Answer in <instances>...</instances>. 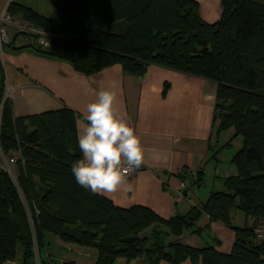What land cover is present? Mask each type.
<instances>
[{
    "label": "trees",
    "instance_id": "obj_1",
    "mask_svg": "<svg viewBox=\"0 0 264 264\" xmlns=\"http://www.w3.org/2000/svg\"><path fill=\"white\" fill-rule=\"evenodd\" d=\"M6 13L50 34L49 47L33 37L31 47L81 75L117 65L139 77L153 65L213 82L216 133L232 130L243 144L231 158L237 175L199 208L169 219L143 206L121 208L71 174L82 156L73 142L74 113L14 117L0 63V152L6 161L16 157L11 175L0 166V264H36V256L47 264L40 256L45 234L94 250V264H264V0H221L211 25L194 0H55L51 18L11 0ZM229 146L213 150V158ZM202 176L197 171L189 186L198 187ZM236 210L244 227L231 226ZM200 214L233 231L229 253L218 250L220 242L193 248L167 241L184 230L196 233ZM151 228L153 235L143 237Z\"/></svg>",
    "mask_w": 264,
    "mask_h": 264
},
{
    "label": "crops",
    "instance_id": "obj_2",
    "mask_svg": "<svg viewBox=\"0 0 264 264\" xmlns=\"http://www.w3.org/2000/svg\"><path fill=\"white\" fill-rule=\"evenodd\" d=\"M9 1L0 0V11L6 8ZM194 1L205 23L211 25L219 20L221 0ZM32 42L28 38H17L12 48L5 47L4 52L0 53L4 72L3 96L11 102L14 117L69 109L76 121L73 142L78 144L77 137L85 127L82 117L87 105L96 98L95 92L103 87H114L118 93V112L124 114L140 137L143 146L142 169L128 177L131 191L122 188L112 193L97 194L121 208H149L163 219L187 214L194 207L191 199L196 188L189 186V189L177 192L178 176L200 170L204 174L208 166L218 161L217 156L211 157L213 150L219 146L217 138L220 135L213 124L216 85L153 65L139 77L123 73L117 65L85 76L75 72L71 64L37 52L31 47ZM2 162L5 163L6 159L0 152V166L4 165ZM210 192L206 189L200 196V192L196 191V197L202 198L203 203ZM211 226L217 231L210 234L209 244L220 242L218 250L229 253L233 231L218 222H211ZM153 229L145 231L142 236L150 238ZM163 231L168 233L167 230ZM44 240L41 259L49 257L52 264L53 259L59 260L60 264L65 261L75 264L73 259H67L64 250L70 248L77 251L76 246L63 244L47 234ZM167 241L176 242L173 238ZM181 264L191 263L185 261Z\"/></svg>",
    "mask_w": 264,
    "mask_h": 264
},
{
    "label": "clouds",
    "instance_id": "obj_3",
    "mask_svg": "<svg viewBox=\"0 0 264 264\" xmlns=\"http://www.w3.org/2000/svg\"><path fill=\"white\" fill-rule=\"evenodd\" d=\"M117 91L103 87L83 114L77 142L81 158L71 165L76 183L92 193L131 191L128 172L139 169L143 146L134 126L116 108ZM80 120L77 121L79 128Z\"/></svg>",
    "mask_w": 264,
    "mask_h": 264
},
{
    "label": "rangeland",
    "instance_id": "obj_4",
    "mask_svg": "<svg viewBox=\"0 0 264 264\" xmlns=\"http://www.w3.org/2000/svg\"><path fill=\"white\" fill-rule=\"evenodd\" d=\"M14 1V0H13ZM17 3H22L23 5H26L27 7L32 8L33 10L37 11L40 15L51 18L53 15V3L55 0H15ZM7 7V6H6ZM4 12L6 13V8L4 9ZM7 14V13H6ZM8 15V14H7ZM9 16V15H8ZM10 19L12 18L9 16ZM13 21H21L15 18H12ZM9 33L12 35L13 39L12 43H15V40L17 38H28L33 40L28 33L25 34H15L14 32L9 28ZM7 44V45H9ZM6 45V46H7ZM14 45V44H13ZM3 47L2 52H4L5 47ZM1 56V54H0ZM1 76V73H0ZM1 79V77H0ZM233 137V131L227 130L220 133L219 137L217 138V141L219 142V146L225 145L230 141V146L223 149L221 152H218L216 154L217 156V162H213L210 166H208L203 174L202 183L198 186H194L192 188L195 189V194L192 195L191 201H193V206L200 207L202 205V198H198V194H196V191L200 192V196L206 189L211 190L212 192H222L225 191L224 188V181L231 176L237 175V169L236 166L231 163V158L234 156L235 153H237L241 148L243 144L242 138L238 137L236 139H232ZM217 148V149H218ZM213 154H211V157L213 158ZM215 156V157H216ZM215 161V160H212ZM4 163V162H2ZM5 164V163H4ZM11 171L13 172V165H10ZM190 191V190H189ZM192 191V189H191ZM190 191V194H191ZM196 197V199H194ZM205 200L203 201V203ZM211 221L205 214H200L198 220L195 223V231L196 233H191L190 231L184 230L182 234L178 237L169 236L168 239H175L177 243H181L193 248H203L206 247L210 242V234L213 232H216V229H213L211 226ZM249 225V223L247 222ZM246 225L245 218L243 214L240 211H234L232 214V227H244ZM231 230V229H230ZM55 247L53 244L51 245ZM70 246V245H68ZM77 251H72L70 248L67 250H64L67 259L75 261V264H92L95 261V252L94 250H90L88 248L84 247H78L76 246ZM64 254V252H61ZM123 259H119L115 262V264H123ZM36 264H39L38 257L36 256Z\"/></svg>",
    "mask_w": 264,
    "mask_h": 264
},
{
    "label": "built area",
    "instance_id": "obj_5",
    "mask_svg": "<svg viewBox=\"0 0 264 264\" xmlns=\"http://www.w3.org/2000/svg\"><path fill=\"white\" fill-rule=\"evenodd\" d=\"M9 27L15 34H25L28 33L30 37H33L38 46L42 48H47L50 46L52 36L40 29H37L30 24L24 21H13V19L4 12V9L0 11V53H2V49L4 46L12 42V35L9 33ZM7 97L5 96L4 99ZM15 158L9 159L2 166L7 173L11 175L10 165H13L15 162ZM142 169V166L139 169H134L128 172V177L133 176L137 171ZM197 181V171H188L185 174L184 180L179 179V183L177 186V192H183L184 190L189 189V183ZM47 264H52L49 257L47 258Z\"/></svg>",
    "mask_w": 264,
    "mask_h": 264
},
{
    "label": "water",
    "instance_id": "obj_6",
    "mask_svg": "<svg viewBox=\"0 0 264 264\" xmlns=\"http://www.w3.org/2000/svg\"><path fill=\"white\" fill-rule=\"evenodd\" d=\"M52 262H53V264H60V261L57 259H53Z\"/></svg>",
    "mask_w": 264,
    "mask_h": 264
}]
</instances>
